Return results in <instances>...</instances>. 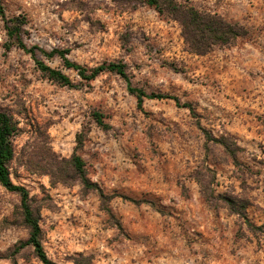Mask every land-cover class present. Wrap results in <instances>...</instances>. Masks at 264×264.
I'll return each instance as SVG.
<instances>
[{"label":"rangeland","instance_id":"obj_1","mask_svg":"<svg viewBox=\"0 0 264 264\" xmlns=\"http://www.w3.org/2000/svg\"><path fill=\"white\" fill-rule=\"evenodd\" d=\"M178 1L248 34L197 55L180 24L144 2L0 0L26 22L29 47L68 50L89 68L124 63L132 87L196 111L171 99L139 107L120 75L84 81L37 51L77 88L64 86L9 45L0 16V111L18 125L11 178L29 190L57 264H264V0ZM201 128L235 142L236 157ZM76 151L105 197L83 188L69 162ZM20 204L0 185V264H42L32 247L12 255L29 236Z\"/></svg>","mask_w":264,"mask_h":264},{"label":"trees","instance_id":"obj_2","mask_svg":"<svg viewBox=\"0 0 264 264\" xmlns=\"http://www.w3.org/2000/svg\"><path fill=\"white\" fill-rule=\"evenodd\" d=\"M139 1L154 7L159 13L168 15L178 22L182 29V35L190 51L197 55H206L215 48L228 46L235 42L238 38L245 37L248 34L247 29L239 23H233L216 13L203 12L193 6L179 2L178 0H130ZM0 16L5 25L7 35L10 39V46H17L30 54L36 61L40 70L46 73L51 79L69 88H77L71 78L61 70L51 68L43 61L37 58V51H40L48 57L59 56L67 69L74 70L78 76L84 81H93L103 72H114L120 75L128 83L129 91L136 96L139 107H142L146 99H171L178 106L188 108L193 115H196L194 106L191 103L181 104L176 96L164 94H148L144 90L132 87L124 63L107 62L96 67H86L75 61H72L68 55V50H53L46 52L37 46L29 47L23 40V28L26 22L20 17L9 18L6 14L5 7L0 2ZM97 124L108 129L110 126L104 122L103 114L94 113ZM206 136L207 141L220 144L233 157H236V144L231 142L229 138H215L206 129L201 128ZM18 131V125L12 116L0 111V185L12 193H16L21 197L19 207V215L21 216L25 226L29 230V236L25 241H20L12 252V255L26 247H32L36 257L42 264H57L49 258L43 246V231L40 225V217L35 212L29 190L21 185L13 182L10 172V163L14 159L15 150L12 138ZM79 148L84 143V134L77 136ZM75 175L81 182L83 188L87 191H97L102 197H105L97 183L92 182L87 173L86 165L83 158L77 154V151L69 161ZM233 211L242 216L246 220V207L237 209L235 205L230 204ZM236 209V210H235ZM14 264H16L14 260Z\"/></svg>","mask_w":264,"mask_h":264}]
</instances>
